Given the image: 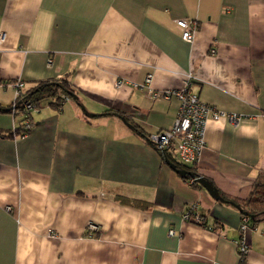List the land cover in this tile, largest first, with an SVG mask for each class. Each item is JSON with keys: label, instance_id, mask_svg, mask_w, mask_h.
<instances>
[{"label": "crops", "instance_id": "crops-1", "mask_svg": "<svg viewBox=\"0 0 264 264\" xmlns=\"http://www.w3.org/2000/svg\"><path fill=\"white\" fill-rule=\"evenodd\" d=\"M182 19L198 24L191 43ZM0 32V106L18 81L67 77L78 98L43 100L27 135L8 137L27 114L0 112V264H241L243 237L245 264H264V221L243 233L235 207L116 115L169 129L179 101L145 81L178 91L192 75L204 103L240 117L208 121L198 173L246 199L264 173V0H0ZM192 205L206 226L183 220Z\"/></svg>", "mask_w": 264, "mask_h": 264}, {"label": "built area", "instance_id": "built-area-1", "mask_svg": "<svg viewBox=\"0 0 264 264\" xmlns=\"http://www.w3.org/2000/svg\"><path fill=\"white\" fill-rule=\"evenodd\" d=\"M177 26L182 30V39L186 42H192L199 29L197 22H190L188 20H177ZM7 35L0 32V47L5 43ZM213 52H215L213 50ZM49 63H52L51 61ZM192 75L188 76L185 86L178 91L155 92L150 84L152 76L149 75L145 81L144 88L148 89V94L153 98H163L170 100L176 98L179 101V110L173 125L167 129L156 134L148 136L149 142L159 151L166 152L170 157H173L177 162L185 165H198L199 158L202 151L207 146L206 129L209 120H219L227 118L231 121H238L240 117L235 114H227L221 112L216 108L204 103L198 92L191 89ZM16 91V100L23 97V82H15L11 84ZM121 85V84H120ZM67 99V98H66ZM65 99V100H66ZM16 103V101H15ZM14 103V104H15ZM17 104L14 105L16 107ZM26 111V126L29 128V116L32 113L39 112V107H33L31 104L24 103ZM194 180H190L192 185ZM10 209V208H9ZM196 205H192L188 211L183 215V220L192 222L200 226H206L204 217L198 213ZM250 219L243 217L241 222V231L245 233L249 228ZM89 230L94 231L97 227L89 224ZM175 232L171 231L170 235ZM239 254L243 257L249 252V246L246 239L243 237L237 242Z\"/></svg>", "mask_w": 264, "mask_h": 264}, {"label": "trees", "instance_id": "trees-1", "mask_svg": "<svg viewBox=\"0 0 264 264\" xmlns=\"http://www.w3.org/2000/svg\"><path fill=\"white\" fill-rule=\"evenodd\" d=\"M66 98H73L74 100L78 99L77 94L71 86L67 77L57 80L39 82L31 90L23 92V97L16 100V107H14L15 104L8 108L0 106V112L4 114L23 113L24 115H26L28 114V111H26L25 107L23 106L24 103L31 104L33 107H40L41 102L46 99L51 100V106L54 109H56L57 111H61ZM116 115L119 116L127 125L132 127L135 132L143 136L144 139L148 140V136L142 133L137 127L133 126L126 116L121 114ZM29 123V128L22 127L20 129H16L14 132H9L8 137L27 135L28 133H30L32 127L30 121ZM157 151L161 154L164 160L172 165L174 167L173 169L178 172L186 181L189 182L193 179L194 183L192 184V186L203 187L202 183L207 182L215 190H217L214 184L209 179L203 177L198 173V165L193 164L190 166H185L179 162H174L172 157H170L166 152L159 150ZM218 193L221 198V202L235 207L241 214L242 218L248 217L250 219V228H254L260 222L264 221V173L259 174L252 187L250 195L246 199L234 198L228 195L221 194L219 191ZM242 259L243 261L241 262V264H245V256H243Z\"/></svg>", "mask_w": 264, "mask_h": 264}, {"label": "water", "instance_id": "water-1", "mask_svg": "<svg viewBox=\"0 0 264 264\" xmlns=\"http://www.w3.org/2000/svg\"><path fill=\"white\" fill-rule=\"evenodd\" d=\"M169 164V163H168ZM170 165V164H169ZM172 168H174L172 165H170ZM203 187L209 192V194L215 199V200H220L221 198L219 196V193L217 190H215L209 183L203 182L202 183Z\"/></svg>", "mask_w": 264, "mask_h": 264}]
</instances>
